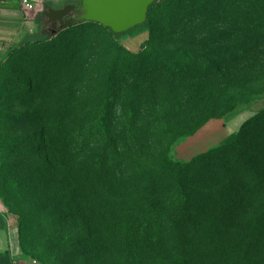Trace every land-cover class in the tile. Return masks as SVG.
<instances>
[{
	"label": "trees",
	"instance_id": "1",
	"mask_svg": "<svg viewBox=\"0 0 264 264\" xmlns=\"http://www.w3.org/2000/svg\"><path fill=\"white\" fill-rule=\"evenodd\" d=\"M172 1L155 0L145 21L123 33L82 21L57 30L56 37L27 34L0 58V68L16 57L23 70L7 87L17 101L16 121L32 115V108L43 107L45 98L59 89L71 106L60 115L67 124L55 127L57 142L54 127L44 119L37 130L17 137L12 155L28 159L42 148L47 154L56 142L59 154L70 156L84 173L78 176L76 192L88 201L85 209L91 221L117 237L124 264H187L179 251L167 255L166 244L172 229L193 225L204 213L197 200L202 195L195 199L193 192L208 195L224 183L231 191L235 184H264V109L226 143L185 162L170 159L177 140L253 102L264 91V0H243L255 22L248 39L238 45L216 35V30L208 35L203 21L159 23V14ZM230 9L214 23L229 24L236 7ZM34 21L39 30L41 12ZM138 29L147 30L149 37L138 52H128L121 42ZM101 37L111 46L104 47ZM47 43L51 45L44 55L34 51ZM28 48L35 55L18 58ZM100 55L109 61L103 70H92ZM86 77L98 86L97 93L88 94L82 86ZM129 162L136 168L126 165ZM129 169L150 172L153 182L157 172L175 173V181L165 189L145 187L144 201L133 202L120 197L124 181H133L125 177ZM23 252L43 264L41 253Z\"/></svg>",
	"mask_w": 264,
	"mask_h": 264
},
{
	"label": "rangeland",
	"instance_id": "2",
	"mask_svg": "<svg viewBox=\"0 0 264 264\" xmlns=\"http://www.w3.org/2000/svg\"><path fill=\"white\" fill-rule=\"evenodd\" d=\"M231 5L236 7L231 22L214 23L218 21V15L232 12ZM40 9L43 10V4ZM182 19L193 23L203 21L208 35L216 30V35L237 45L245 43L255 22L249 9L243 6V0H173L158 17L162 24ZM55 29L57 26L48 24L44 19L43 26L38 31L33 30L37 34L34 37L55 36L56 33H52ZM148 37L147 30L138 29L123 39L121 46L128 52H138ZM101 39L104 47L111 46L108 39ZM53 41L54 45L60 43ZM17 44L11 43L7 49ZM50 45L47 43L34 51L44 55ZM32 50H22L18 58L33 57ZM108 61L107 57L100 55L92 70H103ZM22 71L16 57L0 68V208L11 217L17 228L16 248L29 259L31 257L23 252L24 249L27 253H41L43 264H124L117 237L107 227L91 221L85 209L88 201L79 198L76 192L78 176L81 178L84 173L74 166L70 156L59 154L60 148L56 144L59 132L55 127L67 124L60 115L71 110V106L66 104L68 97L65 92L61 89L52 92L45 98L43 107L32 108V115L18 121L13 116L17 112L13 110V107L17 108V101L7 87L14 85ZM82 86L89 90L88 94L98 91V86L89 82V77ZM31 104L27 103L26 107L31 108ZM262 109L264 91L253 102L211 120L190 136L177 140L172 145L170 159L185 162L226 143L248 118ZM44 119L55 129L52 132L56 142L50 151L46 154L42 148L28 159L14 157L12 149L17 137L37 130ZM161 159L155 158L154 165ZM132 163L126 165L135 167ZM124 173L133 181H124L120 197L130 198L133 202L138 199L144 201L145 187L148 191H155L160 186L165 189V185L174 182L176 176L175 173L157 172L153 182L150 172L129 169ZM214 178L218 177L214 175ZM235 185L233 191L224 183L222 188L208 195L193 192L195 199L202 195L197 200L200 199L198 203L204 213L193 225L170 231L167 255L179 251L187 264H264V184L249 182ZM78 216L80 219H77ZM79 225L83 231L79 230Z\"/></svg>",
	"mask_w": 264,
	"mask_h": 264
},
{
	"label": "water",
	"instance_id": "3",
	"mask_svg": "<svg viewBox=\"0 0 264 264\" xmlns=\"http://www.w3.org/2000/svg\"><path fill=\"white\" fill-rule=\"evenodd\" d=\"M155 0H80L59 8L43 4L42 19L64 30L79 22H93L109 28L114 33H123L142 24L149 5Z\"/></svg>",
	"mask_w": 264,
	"mask_h": 264
},
{
	"label": "crops",
	"instance_id": "4",
	"mask_svg": "<svg viewBox=\"0 0 264 264\" xmlns=\"http://www.w3.org/2000/svg\"><path fill=\"white\" fill-rule=\"evenodd\" d=\"M35 1L36 13H40L41 5L46 2L52 8H59L78 0ZM33 16L35 17V15ZM34 17H28L20 9L18 0H0V58L5 54L9 44L19 43L27 34L33 33V30L38 31ZM42 23H44V19H42ZM16 245L17 228L11 217L0 208V264H33L31 259L20 253Z\"/></svg>",
	"mask_w": 264,
	"mask_h": 264
},
{
	"label": "built area",
	"instance_id": "5",
	"mask_svg": "<svg viewBox=\"0 0 264 264\" xmlns=\"http://www.w3.org/2000/svg\"><path fill=\"white\" fill-rule=\"evenodd\" d=\"M20 9L26 15H36V1L35 0H18ZM33 264H37L36 261L32 260Z\"/></svg>",
	"mask_w": 264,
	"mask_h": 264
}]
</instances>
